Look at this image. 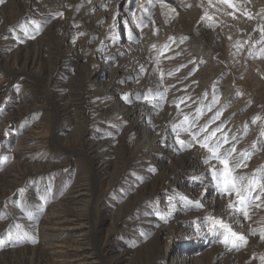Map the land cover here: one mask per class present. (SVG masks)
Returning a JSON list of instances; mask_svg holds the SVG:
<instances>
[{"label": "rangeland", "instance_id": "obj_1", "mask_svg": "<svg viewBox=\"0 0 264 264\" xmlns=\"http://www.w3.org/2000/svg\"><path fill=\"white\" fill-rule=\"evenodd\" d=\"M233 2L235 9L220 0H165L163 7L159 0L0 4V122L11 114L14 120L0 132V171L13 162L11 152L23 132L35 131L40 137L37 145L46 142L30 161L38 166L13 188L12 201H0V215L11 217L0 230V253L27 248L22 254L2 256L0 264H39L36 249L43 247L36 231L39 220L76 188L85 194L76 202L82 207V230L88 233L86 244L97 264H176L203 252L206 257L200 264H261L264 241L249 233L264 226L259 223L264 207L251 208L252 219L241 216L233 225L248 237L247 244L239 250L226 248L213 234L208 218L230 222L227 208L218 212L213 206L226 205L229 197L217 191L209 165L203 163L206 152L199 144L182 147L173 132L184 114L191 120L201 109L198 124L203 125L219 110L222 115L209 131L217 125L225 131L231 125L228 135L237 137V158L241 152L251 153L247 167L238 169V174L259 177L264 170V58L255 43L260 34L254 31L264 18V0ZM61 12L62 17L57 15ZM140 18L142 30L136 28ZM177 79L189 81L194 89L181 95L184 88L176 86ZM150 90L152 95L143 99ZM160 92L163 99L153 98ZM180 97L187 102L180 104L178 115L175 105ZM93 136L106 141L98 150L109 152L106 158L89 153ZM180 139L189 141L191 136L181 132ZM151 142L155 151H139ZM140 162L147 165L140 167ZM145 172L149 174L144 176ZM144 184L150 186L140 190ZM37 188L44 189V197L28 194ZM143 193L145 200L137 203ZM18 198L22 207L16 206ZM188 201H199L202 207L196 209ZM16 207L21 213L8 210ZM28 211H37L36 216ZM143 216L153 219L151 229L139 226ZM125 222L135 225L125 231L120 226ZM109 226H115L118 234L106 240ZM193 245L199 247L190 251ZM107 246L125 249V261L111 258Z\"/></svg>", "mask_w": 264, "mask_h": 264}, {"label": "bare ground", "instance_id": "obj_2", "mask_svg": "<svg viewBox=\"0 0 264 264\" xmlns=\"http://www.w3.org/2000/svg\"><path fill=\"white\" fill-rule=\"evenodd\" d=\"M41 4V3H40ZM92 6V5H91ZM89 6V8L91 7ZM94 6H97V4L95 3ZM88 8V9H89ZM1 12V11H0ZM2 14V13H0ZM2 16V15H1ZM0 16V17H1ZM1 33V32H0ZM10 40H6L5 43H9ZM6 48V47H5ZM181 48V47H180ZM175 50V49H174ZM2 53V52H1ZM177 53V49L172 52ZM106 54V53H105ZM104 54V55H105ZM181 55V53H180ZM183 55V54H182ZM112 56V55H111ZM168 57V56H167ZM166 57V58H167ZM180 57V56H179ZM178 57V58H179ZM177 58V59H178ZM170 61V60H169ZM179 61V59H178ZM178 61H173V62H177ZM181 61V60H180ZM171 62V61H170ZM173 64V63H172ZM180 64V63H179ZM177 65V64H176ZM175 66V65H174ZM178 66V65H177ZM171 68V67H170ZM174 68V67H173ZM176 68V67H175ZM217 68V67H216ZM32 69V68H31ZM178 69V68H177ZM28 71V70H27ZM62 72V71H61ZM181 74V73H180ZM215 75V74H214ZM129 76V75H128ZM179 76V75H178ZM178 76H176L178 78ZM175 77V76H174ZM174 79V78H173ZM176 79V78H175ZM168 80V79H167ZM174 81V80H172ZM177 85L179 88L183 87L184 91L180 90L181 95H186L187 93H189L193 88L192 85H189L188 82L189 81H184V79H177ZM154 83V82H153ZM142 85V84H141ZM166 85V84H165ZM171 86V85H170ZM149 87V86H148ZM138 88V87H137ZM140 88V87H139ZM165 88V87H164ZM167 88V87H166ZM178 88V89H179ZM196 88V87H195ZM141 89V88H140ZM147 89V88H146ZM177 89V88H176ZM162 90V89H161ZM170 90V89H168ZM197 90V88L195 89ZM139 91V90H137ZM173 91V90H172ZM202 91V89H201ZM144 92V91H143ZM168 92V91H167ZM171 92V91H170ZM196 92V91H195ZM200 92V91H199ZM161 93V92H160ZM173 93V92H172ZM178 93V92H177ZM174 95H176L174 93ZM173 95V96H174ZM179 94H177L178 96ZM188 96V95H187ZM187 96L186 99H187ZM178 98V97H177ZM191 100V99H190ZM151 101V100H149ZM153 101V100H152ZM189 101V99H188ZM89 102V101H88ZM187 102V100H186ZM192 102V101H191ZM81 103V102H80ZM169 103V102H168ZM170 103H174L170 102ZM190 103V102H188ZM196 103V102H195ZM186 104V103H185ZM191 105V104H190ZM66 106V105H65ZM176 106V105H175ZM188 106V105H187ZM192 106V105H191ZM61 107V106H60ZM259 107V105H258ZM28 108V107H27ZM148 108V107H146ZM150 108V107H149ZM192 107H188L187 109H190ZM195 108V107H194ZM35 109H37L36 107L31 109V113L35 112ZM98 109V108H97ZM135 109V108H134ZM154 109V108H153ZM147 110V109H146ZM155 110V109H154ZM184 110V109H183ZM186 110V108H185ZM264 111V110H263ZM54 112V111H53ZM173 114V113H172ZM226 114V113H225ZM24 117L26 118L28 116V113H24L23 114ZM209 115V114H208ZM14 120H12V114L10 116H5L2 121L0 122V132L2 130V128H4L5 126H8V123L13 122ZM26 121V120H24ZM239 121V120H238ZM95 125V124H94ZM23 126V124L21 125ZM96 126V125H95ZM101 126V125H100ZM150 127V126H149ZM215 127V126H214ZM231 125L227 127H225V132H231L232 130H230ZM106 129H112L111 127H107ZM93 130V129H92ZM107 131V130H106ZM143 132V131H142ZM150 132V130L148 131ZM40 133V132H39ZM97 133V132H96ZM103 135V134H102ZM106 136V135H105ZM110 136V135H109ZM98 137V136H97ZM108 138V137H107ZM105 138V139H107ZM114 138V137H113ZM40 139L39 135L37 136V133L35 131L32 130H27L25 132L22 133V135H20L19 137H17L16 139V145L15 148L13 149V151L11 152V154L14 155V160L13 162L10 164V166L4 168L2 171H0V201L3 203L6 202H10L12 201V193H13V188L18 185L20 183V181L23 180L24 178V174H26L28 171L33 170V168L37 167L38 165L36 164H32L30 163V161L32 160V156L34 155L35 151L38 150L39 148H43L46 145V142L40 145H37V141ZM87 140V139H86ZM90 141H92L90 143V147L89 149L91 151H89V153L91 152L92 154H96L97 158H106L107 154L109 153H98L101 149L102 146L105 145L104 140L102 139H96L93 136V139H90ZM116 141V140H115ZM156 141V140H155ZM110 142H112L110 140ZM2 137H0V145L2 144ZM87 143V145H88ZM111 144V143H110ZM149 147L145 148V147H140L139 151H143V152H152L155 151V148H151V146L153 145V142L148 144ZM111 146V145H110ZM107 147V146H106ZM105 148V147H104ZM87 150V149H86ZM102 151V150H101ZM104 151V150H103ZM87 152V151H86ZM157 152V150H156ZM98 153V154H97ZM95 157V158H96ZM91 160V159H90ZM103 160V159H102ZM101 160V161H102ZM154 161V160H153ZM108 160H106L104 162L107 163ZM160 162V161H159ZM260 162V161H259ZM141 163V162H140ZM100 164V163H99ZM147 165L144 163L140 164V167ZM246 172V171H245ZM101 173V172H100ZM148 172H145L143 175H148ZM96 175V174H95ZM99 175V174H98ZM75 185V184H74ZM77 185V184H76ZM80 186V185H78ZM77 186V187H78ZM144 184L143 186H141L142 188H140V190H145L147 189L148 186H150L148 184ZM132 187V186H131ZM70 188V187H69ZM68 188V189H69ZM79 188V187H78ZM43 190L44 189H29V195L30 194H35L36 197L38 198V195L42 197L43 196ZM143 196H139L135 199V201L137 203H141V201L145 200L144 196L145 193H143ZM11 195V196H10ZM85 194L80 192L79 189H71L70 192L65 196L64 194V198L62 199V201L59 203L56 202V204H52L48 210L44 211V215L42 216L41 220H39L40 225H38L37 227V233L38 235L41 237L40 239H38L39 244L41 243L43 245V247L37 248L36 252L38 253V263L39 264H97L98 262L96 261V258H94L93 253L89 251L88 249V244H86V238L88 237V233L85 232L84 230H82L83 228H85V224H84V220L82 217L81 211L82 208L77 202V200L79 199V201L82 199H80L81 196H84ZM63 196V195H62ZM52 201V200H51ZM56 201V200H55ZM77 201V202H76ZM167 198H164V203H166ZM23 201L22 199L18 198L17 199V207H22L23 206ZM77 203L78 205L74 204ZM82 203V202H81ZM22 205V206H21ZM213 206L218 207V212L223 211L226 208V205H224V203H215L213 204ZM1 207V205H0ZM14 208H8V210H13L18 211V213L20 211H22V209L20 208V210H17ZM144 208V207H143ZM145 210V209H144ZM147 211V210H146ZM258 211V210H257ZM256 211V212H257ZM37 211H28V214H34ZM21 213V212H20ZM150 213V211L148 210V214ZM260 213V212H259ZM1 214V213H0ZM257 215V214H256ZM36 216V215H35ZM31 217H33L31 215ZM36 218V217H35ZM176 219V218H175ZM11 220V217L5 216V215H0V230L3 226L6 225V223L8 221ZM33 220V219H32ZM26 220H23L22 222H25ZM153 221V219L151 217L148 216H143L142 219H139L138 222L139 226L142 227H146V228H152V226L150 225V222ZM124 222V221H122ZM121 222V223H122ZM39 224V223H38ZM173 224V221H172ZM133 225H135L134 223H126L125 224H121L120 226H123L121 229L125 230V231H130L133 228ZM34 227V226H33ZM36 227V226H35ZM34 227V228H35ZM171 227V226H170ZM140 228V229H141ZM33 229V228H32ZM115 226H112L108 229H105V234L104 237L106 240L108 239H112L115 237V235H117V229H115ZM139 229V230H140ZM142 230V229H141ZM35 231V230H33ZM159 233V231H158ZM139 235V234H138ZM156 236V235H155ZM39 238V237H38ZM72 239V242H70V244L67 242L68 240ZM116 247H119V240H116ZM38 244V245H39ZM192 244V243H191ZM191 246V245H190ZM188 246H186V250L189 251H193L195 250L197 247V245H193L192 247H190L189 249L187 248ZM139 246L136 248L138 250ZM26 247H19V248H10L8 250H4L3 252L0 253V258L3 257H7V256H13L15 254H22L26 251ZM106 249H108V253L109 255H111V258H115L118 260V263H122V261H125V257L127 255L128 252H125L122 248L118 249V248H112L111 246H107ZM198 249V248H197ZM33 252L35 251L34 249H31ZM128 250V249H127ZM132 249H129V251L131 252ZM136 251V250H134ZM129 252V253H130ZM213 252V250H212ZM222 250L218 249L217 253H221ZM108 255V254H107ZM97 257V256H96ZM187 257V256H186ZM183 257L184 260L181 261H177L175 262L176 264H200L204 258L206 257V252L200 253L196 256L193 257ZM252 257V256H251ZM44 259L47 261L46 263H44ZM3 264V263H1ZM5 264H13L12 261H10L9 263H5Z\"/></svg>", "mask_w": 264, "mask_h": 264}, {"label": "snow or ice", "instance_id": "obj_3", "mask_svg": "<svg viewBox=\"0 0 264 264\" xmlns=\"http://www.w3.org/2000/svg\"><path fill=\"white\" fill-rule=\"evenodd\" d=\"M5 0H0V4H3ZM161 6H165V0H159ZM221 4H226L228 7L235 9L236 5L233 0H220ZM175 12V9H171ZM58 16L62 17L63 13H58ZM135 15V14H133ZM248 19L253 17L245 13ZM55 18V17H54ZM205 18L211 20L212 17L205 13ZM151 19V17H149ZM77 26L78 25H74ZM144 26L143 18L137 20L136 28L142 30ZM39 28L37 27V31ZM254 31L259 32V38L256 40V44L260 45L259 54L261 58H264V18L260 21L257 28ZM83 35V33H81ZM34 38V37H32ZM23 42V40H21ZM239 43V42H238ZM169 46H165L167 50ZM163 51V50H162ZM254 53L249 52L252 56ZM158 60V58H157ZM141 73L145 71L143 66L140 69ZM171 75V73L169 74ZM163 78V73H161V79ZM167 89H165V92ZM149 95H152L151 90L149 93L145 94L143 99L147 100ZM140 97H138L139 99ZM153 98L163 99L164 95L162 93H156ZM191 99V97H188ZM186 103L185 97H180L179 101L176 103L178 109L177 114H182L180 111V104ZM154 107H159V104L153 105ZM209 111H211V106H209ZM202 110L197 109V114L190 120L188 114L183 115V121L179 124L173 125V132L176 134V142L182 147H191L193 144H199L200 149L206 152L203 159V163L209 165V172L212 177V181L217 189V191L223 195L229 197L226 204L228 210V215L231 221H225L224 219L209 217L211 222L213 234L220 238L219 242L224 244L229 250L236 249L239 250L241 246L247 244L248 237L242 233H239L233 229V225H238L240 223V217L242 216L245 220L252 219L250 215V209L264 207V170H261L259 177L255 173L251 176L245 174H238V169L242 167H247L246 161L251 158V153L241 152L239 153V158H237V148L235 146V141L237 137L235 135L229 136L221 125H217L211 131L209 127L211 124L215 123L216 120L222 115V112L217 110L215 114L206 121L203 125H199L200 114ZM255 120L253 121V123ZM181 132L187 133L191 136V140L185 141L180 139ZM219 133V135H218ZM225 145H230V147H225ZM255 147V145H253ZM215 161V163H212ZM259 202V203H257ZM189 204L193 205L196 209L202 207L199 201H188ZM156 215L161 219H165L161 213L157 212ZM264 225V218L259 221ZM259 235L260 239L264 241V226L259 228H252L249 235ZM27 236V233L24 234ZM34 242V240H33ZM255 258V257H253ZM261 264H264V256L260 258Z\"/></svg>", "mask_w": 264, "mask_h": 264}]
</instances>
